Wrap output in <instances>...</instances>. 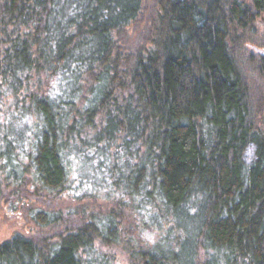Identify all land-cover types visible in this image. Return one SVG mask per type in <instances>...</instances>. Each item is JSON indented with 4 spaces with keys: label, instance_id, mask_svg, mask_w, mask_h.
Instances as JSON below:
<instances>
[{
    "label": "trees",
    "instance_id": "16d2710c",
    "mask_svg": "<svg viewBox=\"0 0 264 264\" xmlns=\"http://www.w3.org/2000/svg\"><path fill=\"white\" fill-rule=\"evenodd\" d=\"M258 16L264 0H0V205L35 228L0 264H264V42L235 55ZM72 174L115 207L55 209Z\"/></svg>",
    "mask_w": 264,
    "mask_h": 264
},
{
    "label": "rangeland",
    "instance_id": "374dc122",
    "mask_svg": "<svg viewBox=\"0 0 264 264\" xmlns=\"http://www.w3.org/2000/svg\"><path fill=\"white\" fill-rule=\"evenodd\" d=\"M240 1L249 5L251 3V0ZM255 28L256 33L254 32V34L256 42L248 40L247 44H244L243 42L245 40H243L241 43H239L238 49L235 53L238 66L243 69H245V57L254 55L253 59H256L258 58L257 56H260L262 54L261 50H263V48H261V44H263L264 42L263 16H258L256 18ZM238 59H240V61ZM75 177H77V175H71L72 179L69 184V188H67L66 190V193L71 197H79V195H82V193L90 194L93 197L85 199L81 203H75L67 197V194H65L66 196L64 195L63 197H60L53 201V206L55 207V209L66 211L70 209L72 210L73 207H78L79 209H84L86 213L93 212L96 215L101 216L100 213L105 214L106 211L115 207L114 201H111V199L114 198L115 194L112 195L108 193V187H95V185H92L90 182H88L86 185H83L82 187L81 185H78ZM27 201H24L23 203H26ZM21 205L22 204H18L15 207L14 212L10 211L9 205H0V243L8 240L15 234L28 236L29 234H31L30 232L35 231V228L28 220V218L25 217L23 213L20 214V212L23 210V208H21ZM28 208L29 206L25 204L24 210ZM130 229H133V232L131 233L132 235H130L128 229L125 230L127 238H132L133 240H135V242H139L140 246L149 247L157 239V235L151 231L142 230L137 226H130ZM110 255L113 257V264H128V258L125 254H123L120 248L112 250L110 252Z\"/></svg>",
    "mask_w": 264,
    "mask_h": 264
}]
</instances>
